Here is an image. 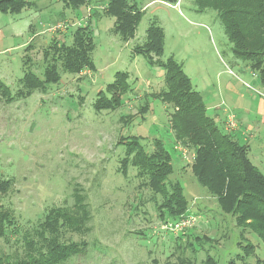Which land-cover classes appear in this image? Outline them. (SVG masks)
I'll return each instance as SVG.
<instances>
[{"label":"rangeland","instance_id":"rangeland-1","mask_svg":"<svg viewBox=\"0 0 264 264\" xmlns=\"http://www.w3.org/2000/svg\"><path fill=\"white\" fill-rule=\"evenodd\" d=\"M28 1L32 7L20 14L0 12V77L14 97L11 100L0 93V180H12L6 192L0 190V206L13 211L18 223L27 229L49 209L73 207L76 197L84 198L90 231L84 235L66 233L64 238L86 240L88 246L68 264H178L180 254L194 264H203L206 250L218 264H228L243 252L241 242L256 247L249 264H264V242L249 229L237 226L232 215L221 212L216 199L191 171L193 152L176 149L169 123L171 109L151 97L165 88L164 70L152 65L148 57L134 53V47L146 41L152 24L162 26L165 50L161 58L173 57L183 64L220 128L225 125L224 110L234 113L237 123L246 119L247 110L253 111L249 118L255 128L248 141L241 140L250 145V158L264 173V117L251 97L264 96L263 87L258 74L235 55L217 12L199 11L196 0H179L176 5L130 0L143 8V16L135 37L124 42L113 30L114 18L104 15L100 7H95L101 12L96 15L90 8H68L62 0ZM97 3L102 2L93 0L92 7ZM88 21L97 70L63 73L61 81L50 84L48 91L37 90L18 98L20 79L29 70L42 71L43 49L52 39L71 43L76 28ZM119 71L130 73L132 85L123 106L96 110L97 94L114 82ZM229 81L245 94L238 104L244 108L236 104L231 108V102H222L224 96L235 99L227 90ZM146 101L150 110L136 117ZM132 136L142 137L148 151L154 149L157 138L171 151V178L184 187L196 217L190 229H195V235L210 238L196 254L192 247L184 254L177 248L175 236L179 234L168 231L170 223L160 218L157 209L161 197L155 196L137 170L130 166L127 175L118 170L126 151L125 143L119 141ZM21 237L13 236L10 242L0 238V250L11 255L21 252L17 244ZM182 242L187 245L186 236ZM189 242L196 243L193 239ZM195 248L199 246L195 244Z\"/></svg>","mask_w":264,"mask_h":264},{"label":"trees","instance_id":"trees-1","mask_svg":"<svg viewBox=\"0 0 264 264\" xmlns=\"http://www.w3.org/2000/svg\"><path fill=\"white\" fill-rule=\"evenodd\" d=\"M62 1L68 8L78 10L86 7L96 15L101 12L95 7L104 9V15L114 18L113 30L124 42L135 37L143 16V8L132 4L130 0H99L104 5L97 3L94 7L93 0ZM161 1L175 5L179 2ZM196 3L199 11L211 9L217 12L233 44L235 55L246 61L251 70L258 74L264 94V0H196ZM31 7L32 3L28 0H0V12L4 13L20 14ZM94 49L90 21L76 28L71 43L60 42L58 37H54L50 45L43 49L42 71L39 74L32 70L25 73L20 79L21 88L17 97L29 96L37 90L48 91L50 84L61 81L63 73L77 75L86 70L96 71L92 56ZM164 50L165 31L158 24H152L147 29L146 41L134 47L135 54L148 57L152 65L164 70L165 88L151 97L160 99L167 109H171L169 123L177 143L176 149L193 152L191 171L216 199L221 212L232 215L237 226L249 229L264 242V173L252 162L250 145L242 142L232 130L220 128L217 121L208 114L204 97L195 89L183 64L173 57L163 60L161 56ZM27 59L30 58L27 56ZM129 79L128 71L117 72L114 82L97 94L95 109L116 110L122 107L124 95L132 90ZM0 93L8 96V99L14 98L1 77ZM150 106L149 101H146L135 116H144ZM119 142L125 143L126 151L118 170L127 175L132 166L137 170V175L146 180L155 196L161 197L157 208L160 218L175 225L192 216L184 187L178 180L171 178L174 173L173 155L165 142L160 138L155 139L152 151L147 150L140 136L121 138ZM179 144L182 149H178ZM11 184V179L0 180V190L6 192ZM76 199L73 207L49 209L43 219L27 229L18 223L13 211L0 206V238L10 242L13 236H22L21 239L17 238V244L22 247L21 252L11 255L0 250V264H68L72 257L83 252L88 246L86 240L64 238L66 233L84 235L90 231L88 204L82 197ZM190 228L175 236L179 241L177 248L181 247L182 254L187 247H192L196 254L204 249V241H210L209 237L195 235V229ZM185 236L187 245L182 242ZM190 239L196 243H190ZM195 244L199 246L198 249ZM240 246L243 252L230 259L228 264H249L248 258L255 253L256 247L251 242H241ZM178 258V264H194L184 255L180 254ZM202 262L218 264L208 250Z\"/></svg>","mask_w":264,"mask_h":264},{"label":"crops","instance_id":"crops-1","mask_svg":"<svg viewBox=\"0 0 264 264\" xmlns=\"http://www.w3.org/2000/svg\"><path fill=\"white\" fill-rule=\"evenodd\" d=\"M89 71V70H88ZM164 74V72L162 73ZM227 90L228 92H230L231 94H235V99L234 100H231L230 97H223V100L222 102H224L225 100L227 102H231V108L235 106V104L238 106L239 104V101L241 99H243L245 97V94L241 93L240 91V87L236 86V83H234L233 81H229L228 84H227ZM253 101L257 102V112L258 114H260L261 116L264 117V96H261L260 98L256 95H253L251 96ZM222 103H220L217 107L218 109H221L220 108V105ZM216 106V105H215ZM238 107H242L244 108V106H238ZM216 108V107H215ZM230 108V109H231ZM229 111V110H228ZM224 112L226 113L225 115V122H224V127L225 129L227 130L226 128V122H227V119L229 116H234L235 117V114L234 113H227V110H224ZM253 111L252 110H247V112H245L247 114L246 116V119L245 120H241V119H238V127L236 128V130H233V133L235 135H237L238 138H241V139H244L245 141H248V136H250L251 132L254 130L255 128V124H254V120H251L249 118V115L252 113ZM252 122V123H251ZM228 131V130H227Z\"/></svg>","mask_w":264,"mask_h":264},{"label":"built area","instance_id":"built-area-1","mask_svg":"<svg viewBox=\"0 0 264 264\" xmlns=\"http://www.w3.org/2000/svg\"><path fill=\"white\" fill-rule=\"evenodd\" d=\"M81 25V23H80ZM238 127V123L235 119L234 116H229L226 122V128L227 130H236V128ZM196 217H194V215L187 217L186 219L180 221L179 223L173 225V224H169L168 228L170 229L169 231L173 232V233H179L181 231H183L184 229L188 228L191 226V224L193 223L194 219Z\"/></svg>","mask_w":264,"mask_h":264}]
</instances>
